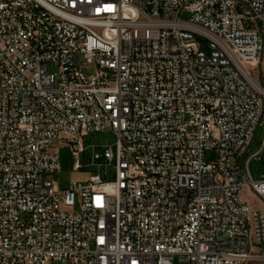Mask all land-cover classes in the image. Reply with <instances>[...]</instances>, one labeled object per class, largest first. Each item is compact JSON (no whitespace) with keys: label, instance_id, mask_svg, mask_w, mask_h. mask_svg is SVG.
<instances>
[{"label":"built area","instance_id":"2783aa9c","mask_svg":"<svg viewBox=\"0 0 264 264\" xmlns=\"http://www.w3.org/2000/svg\"><path fill=\"white\" fill-rule=\"evenodd\" d=\"M263 58L264 0H0V264H264ZM102 131L112 179L45 176Z\"/></svg>","mask_w":264,"mask_h":264},{"label":"rangeland","instance_id":"374dc122","mask_svg":"<svg viewBox=\"0 0 264 264\" xmlns=\"http://www.w3.org/2000/svg\"><path fill=\"white\" fill-rule=\"evenodd\" d=\"M183 15L182 18H185ZM91 68V67H89ZM46 71L49 73L56 74L57 68L51 64L46 66ZM251 77L256 85H259V93L263 102L262 106V120L260 125L255 131V135L251 142L242 152V162L243 164L249 161V173L253 181H259L264 177V58L250 70ZM256 85V86H257ZM115 136L110 131L93 132L90 133L86 140L83 141V145L86 150L80 153L78 160L82 166L80 170H75L73 168L75 158L73 156V150L71 145H61L54 142L51 147L54 148L58 154L59 169L57 172L49 175H45L50 179L54 180L59 189H64L72 181L84 182L87 180L90 174L99 173L103 181H108L112 179L114 174V168L111 165L100 166L98 168L97 164L101 160H92V155L94 152L102 154L103 151L111 146L113 151L115 150ZM206 158H210V154H206ZM242 201L247 203L251 210H261L263 209L262 201L253 195L251 191L244 187L241 195Z\"/></svg>","mask_w":264,"mask_h":264},{"label":"bare ground","instance_id":"6f19581e","mask_svg":"<svg viewBox=\"0 0 264 264\" xmlns=\"http://www.w3.org/2000/svg\"><path fill=\"white\" fill-rule=\"evenodd\" d=\"M256 85H257V83H256ZM256 87H258L260 89V87L258 85Z\"/></svg>","mask_w":264,"mask_h":264},{"label":"water","instance_id":"95a60500","mask_svg":"<svg viewBox=\"0 0 264 264\" xmlns=\"http://www.w3.org/2000/svg\"><path fill=\"white\" fill-rule=\"evenodd\" d=\"M259 86V85H258Z\"/></svg>","mask_w":264,"mask_h":264}]
</instances>
